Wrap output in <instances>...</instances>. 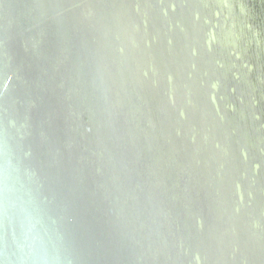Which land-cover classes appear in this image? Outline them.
Returning a JSON list of instances; mask_svg holds the SVG:
<instances>
[{
	"label": "water",
	"instance_id": "1",
	"mask_svg": "<svg viewBox=\"0 0 264 264\" xmlns=\"http://www.w3.org/2000/svg\"><path fill=\"white\" fill-rule=\"evenodd\" d=\"M5 141L75 264H264V0H0Z\"/></svg>",
	"mask_w": 264,
	"mask_h": 264
},
{
	"label": "clouds",
	"instance_id": "2",
	"mask_svg": "<svg viewBox=\"0 0 264 264\" xmlns=\"http://www.w3.org/2000/svg\"><path fill=\"white\" fill-rule=\"evenodd\" d=\"M0 264H75L60 219L50 210L34 170L11 144H0Z\"/></svg>",
	"mask_w": 264,
	"mask_h": 264
}]
</instances>
